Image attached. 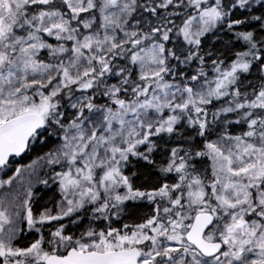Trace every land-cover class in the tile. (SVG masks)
<instances>
[{
	"label": "snow or ice",
	"instance_id": "obj_1",
	"mask_svg": "<svg viewBox=\"0 0 264 264\" xmlns=\"http://www.w3.org/2000/svg\"><path fill=\"white\" fill-rule=\"evenodd\" d=\"M0 264H264V0H0Z\"/></svg>",
	"mask_w": 264,
	"mask_h": 264
}]
</instances>
